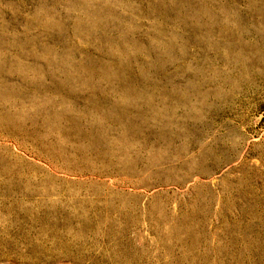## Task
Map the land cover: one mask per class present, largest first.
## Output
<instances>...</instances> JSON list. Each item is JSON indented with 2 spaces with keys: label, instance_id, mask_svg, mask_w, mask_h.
<instances>
[{
  "label": "rangeland",
  "instance_id": "1",
  "mask_svg": "<svg viewBox=\"0 0 264 264\" xmlns=\"http://www.w3.org/2000/svg\"><path fill=\"white\" fill-rule=\"evenodd\" d=\"M0 264H264V0H0Z\"/></svg>",
  "mask_w": 264,
  "mask_h": 264
},
{
  "label": "bare ground",
  "instance_id": "2",
  "mask_svg": "<svg viewBox=\"0 0 264 264\" xmlns=\"http://www.w3.org/2000/svg\"><path fill=\"white\" fill-rule=\"evenodd\" d=\"M139 105V104H138ZM135 108V107H134ZM160 112V111H159ZM149 134V133H148ZM158 135V134H157ZM195 178H197V177H195ZM193 181V180H192ZM181 220V219H180ZM189 229V228H188ZM195 239V238H194Z\"/></svg>",
  "mask_w": 264,
  "mask_h": 264
}]
</instances>
